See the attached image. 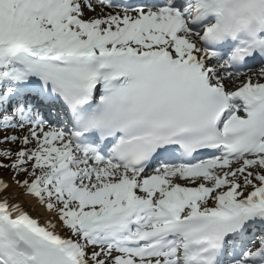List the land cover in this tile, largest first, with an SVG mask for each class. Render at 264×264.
<instances>
[{
    "label": "snow or ice",
    "instance_id": "1",
    "mask_svg": "<svg viewBox=\"0 0 264 264\" xmlns=\"http://www.w3.org/2000/svg\"><path fill=\"white\" fill-rule=\"evenodd\" d=\"M0 264H264V0H0Z\"/></svg>",
    "mask_w": 264,
    "mask_h": 264
},
{
    "label": "bare ground",
    "instance_id": "2",
    "mask_svg": "<svg viewBox=\"0 0 264 264\" xmlns=\"http://www.w3.org/2000/svg\"><path fill=\"white\" fill-rule=\"evenodd\" d=\"M35 215V214H34ZM39 215H43V213H40Z\"/></svg>",
    "mask_w": 264,
    "mask_h": 264
}]
</instances>
